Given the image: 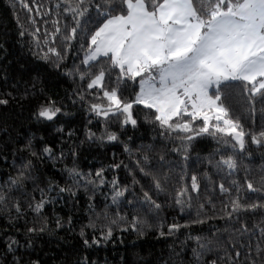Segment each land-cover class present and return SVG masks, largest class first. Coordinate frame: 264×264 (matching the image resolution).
Here are the masks:
<instances>
[{
    "label": "trees",
    "instance_id": "16d2710c",
    "mask_svg": "<svg viewBox=\"0 0 264 264\" xmlns=\"http://www.w3.org/2000/svg\"><path fill=\"white\" fill-rule=\"evenodd\" d=\"M14 2L13 7L12 0H0V98L9 100L7 105H0V193L7 195L0 202V264H12L14 256L22 257L20 264L34 260L40 264H198L193 254V249L199 247L197 236L202 238L200 243L211 241L212 248L199 258V264H210L212 260L217 264H246L249 255L259 260L257 247L264 250V235L260 232L264 210H241L231 217L225 212H231L229 201L236 195L234 180L243 185L247 178L260 186L264 147L252 144L248 137L241 153L204 135L193 140L185 161L173 151L179 141L161 135L162 130L145 119L150 112L143 105L133 106L138 121L135 127L121 126L122 117L104 118L89 112L91 103L100 102L96 100L99 89H88V80H82L75 71L68 74L75 69L88 71V65L82 63L87 48L84 33L78 29L73 40H65L75 22L73 13L64 9L78 0H24L27 7L20 0ZM82 27L94 30L91 22ZM52 47L64 58L56 60L53 53H48ZM45 53L48 60L42 59ZM116 75L114 71L111 79L106 77L105 85L116 86ZM138 90V81H129L123 86L121 98L130 100ZM226 91L232 115L240 118L245 130L260 131L264 127V101L257 98L255 111H247V93L240 84L229 85ZM25 92L27 95H22ZM47 100L60 108L52 121L34 115ZM89 130L94 135L90 136ZM109 131L116 132L118 139H101ZM29 138L32 147L26 149L23 146ZM45 144L51 146L55 159L40 154ZM33 151L37 157L31 155ZM226 155H234L237 160L238 167L231 174L227 168L218 172L215 167V161ZM28 160L35 166L25 170L24 188H9V178L16 177ZM113 164L119 167H111ZM140 167L157 174L164 191L157 192ZM73 168L80 175L70 176L68 169ZM100 168L103 172L97 176ZM193 173L197 175L198 190L191 188ZM53 180L56 183L49 191L46 185ZM221 183L232 189L231 196L221 192ZM125 186V196L113 204V189ZM63 187L72 191H59ZM182 187L187 191L178 204L176 193ZM40 188L45 189L47 203L41 213H36L28 205L34 203L33 197L41 199ZM144 191L161 205L158 213L141 202ZM240 196L241 202L264 199V194L250 193L246 187ZM17 201L19 212L13 206ZM133 216L144 221L137 225L143 235L132 228ZM169 224L180 227L169 232ZM108 227L112 235L105 240L101 233H106ZM28 228L43 231L28 233ZM160 231L165 235L160 236ZM93 237L100 242L95 243ZM13 238L18 243H13L14 251L9 252L7 245ZM85 239L88 245L83 243ZM29 240L32 247H28Z\"/></svg>",
    "mask_w": 264,
    "mask_h": 264
},
{
    "label": "snow or ice",
    "instance_id": "6c2138e0",
    "mask_svg": "<svg viewBox=\"0 0 264 264\" xmlns=\"http://www.w3.org/2000/svg\"><path fill=\"white\" fill-rule=\"evenodd\" d=\"M20 2L27 7L24 0ZM12 3L14 7V0ZM64 10L73 13L75 22L65 40H73L79 29L84 33L87 44L82 63L88 65V71L75 69L69 70L68 74L75 71L82 80H88V89H99L96 100L100 102L91 103L89 112L104 118L122 117L121 126L131 124L135 127L138 121L134 116L133 106L143 105L150 112V117L145 119H150L157 125L162 130L161 135H168L179 141L173 151L181 154L185 161L189 158L193 140L204 135L217 139L218 143L231 145L233 151L239 150L241 153L246 148L248 137L252 144L264 147V127L258 132L245 130L240 118L232 115L226 91L229 85L240 84L247 93V111H255L253 105L257 98L264 101V0H78L74 6L69 3ZM88 22L94 27L90 32L87 27H82ZM48 53H53L56 60L64 58L55 47L49 48ZM48 53L42 59L48 60ZM55 66L59 67L58 64ZM114 71L117 73L116 86H106L105 78L111 79ZM129 81H138L139 90L134 98L125 100L120 93ZM22 95L26 96L27 92ZM8 103V99L0 98V105ZM59 112L60 108L55 106V102L47 100L34 115L38 119L52 121ZM89 135L94 134L89 130ZM101 139L117 140L118 134L105 132ZM23 147L31 149V138ZM52 153L53 149L47 144L40 149V154L46 155L48 159H55ZM31 155L37 157L35 151ZM144 160L147 161L148 157L145 156ZM139 163L137 161V165ZM208 163L212 164L213 161L209 159ZM34 166L32 160L23 163L17 176L9 178L8 187L23 189L25 170L30 171ZM111 167L117 168L119 165L113 164ZM215 167L218 172L227 168L231 174V170L238 167L236 157L220 156L215 161ZM139 170L151 179L157 192L164 191L161 178L150 168L140 167ZM68 172L70 176L80 175L75 168L68 169ZM102 172V168L97 169V176H101ZM100 182H104L102 178ZM133 182L139 183L135 179ZM55 183L54 180L49 182L46 188L52 190ZM113 184H116L115 179ZM259 185L254 186L253 181L247 178L243 185L234 180L236 195L229 201L231 212L226 211L225 214L231 217L241 210H264V199L241 202L240 192L243 187L250 193L264 194V175L259 178ZM219 187L222 193L231 196L232 189H226L223 183ZM191 188L198 190L195 173L191 175ZM127 190L128 186L123 189L115 187L112 203L117 204ZM38 191L41 199L35 200L33 197L34 203H29L28 207L41 213L47 197L45 189L40 188ZM59 191L71 192L72 189L63 187ZM186 191L187 187H182L176 193V203H182L180 197ZM6 199L7 195L0 193V202ZM141 202L157 213L161 208L148 191L143 192ZM13 206L19 212L20 202L17 201ZM143 223L140 217H132L131 226L141 235L143 231L137 225ZM57 227H60L59 221ZM167 227L172 232L180 225L169 224ZM244 228L250 231L246 225ZM38 231L42 232L43 229H27L28 233ZM260 232L264 235V226H260ZM84 234V229L81 228L80 235L83 237ZM101 235L107 240L112 235V228L108 227L107 232H102ZM159 235L164 236L165 233L160 231ZM195 239L199 247L193 249V254L198 258L199 264V258L204 253L212 252L209 246L211 241L200 243L202 238L199 236ZM93 241L100 242L95 237ZM13 243L18 242L13 238L7 245V251H14ZM32 243L29 240L28 247H32ZM83 243L88 245L89 241L85 239ZM239 255L237 251L236 256ZM257 256L259 260L249 255L246 264H264V250L259 246ZM21 260L22 257L14 256L12 264H20ZM30 264L40 262L34 260ZM210 264H217V260H212Z\"/></svg>",
    "mask_w": 264,
    "mask_h": 264
}]
</instances>
